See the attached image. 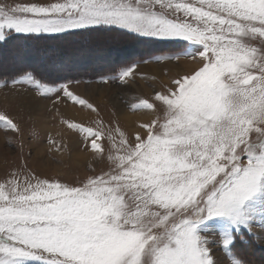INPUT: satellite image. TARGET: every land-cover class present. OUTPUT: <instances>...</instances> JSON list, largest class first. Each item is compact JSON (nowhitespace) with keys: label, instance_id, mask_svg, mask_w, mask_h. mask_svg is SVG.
<instances>
[{"label":"snow or ice","instance_id":"obj_1","mask_svg":"<svg viewBox=\"0 0 264 264\" xmlns=\"http://www.w3.org/2000/svg\"><path fill=\"white\" fill-rule=\"evenodd\" d=\"M117 30L167 42L171 54L154 59L176 62L167 83L126 102L148 117L135 132L118 120L105 123L96 104L70 89L73 81L28 69L0 80V87L19 85L95 113L90 122L62 117L61 124L103 165L72 181L49 177L39 162L6 171L0 264H220L213 245L227 264H252L243 250L264 251V0L0 5V44L13 33L65 40ZM181 59L190 61L187 70ZM49 64L56 69L54 56ZM135 67L101 82L127 86ZM0 131L8 144L24 135L6 109ZM47 145L51 159L65 164L67 143L49 134Z\"/></svg>","mask_w":264,"mask_h":264},{"label":"rangeland","instance_id":"obj_2","mask_svg":"<svg viewBox=\"0 0 264 264\" xmlns=\"http://www.w3.org/2000/svg\"><path fill=\"white\" fill-rule=\"evenodd\" d=\"M28 2H31V0H0V5L14 6L18 3ZM105 43L104 41L103 43L99 42L97 49L93 48V51L88 55L80 54L76 43L70 44L68 47L67 41V44L59 49L50 45V48H52L51 53L63 52L61 58L56 59V62L63 64V66L64 64L68 65L66 68L56 65L55 70L50 67L49 63L43 64V58L47 56L48 52L39 53L36 59L21 52H10L6 57L0 58V71L9 72L29 64L39 68L41 73L51 75L65 73L68 70L70 72L103 70L111 66L113 56H115L114 48ZM123 43L124 45L119 51L129 50L132 41L124 39ZM141 44L148 45L147 43ZM150 44L149 46L144 47V45H141L142 48L140 47L142 52H148L146 57L130 63L135 64L136 67L134 68V76L129 79L127 86L113 81H109L106 84L102 83L100 76L92 79L70 80L73 81V83L69 84L70 89L96 104L99 109V118H102L105 123L118 120L126 131H137L138 122L142 119L146 120L148 117L141 113L130 112L126 102L134 95H150L152 86L159 88L162 84L169 81L170 75H174L177 71L176 62L167 60L157 62L154 59L156 56L171 54V49L167 42L151 41ZM144 61L148 62L144 63ZM179 63L185 70L190 66V61L184 59H181ZM130 64L123 67H127ZM67 81L69 80H60L58 83ZM75 81H79V83H75ZM54 101L56 102L54 103ZM5 109L20 120L24 135L15 139L10 136L9 139H12V143L8 144L6 143L5 133L0 131V178L5 175L6 171L23 166L25 162L30 167H37V162H39V170L46 173L49 177L59 174L62 179L68 181H72L77 177L82 179L90 174L89 165L97 170L103 167L102 164L93 159L91 153L82 150L78 137L61 124L62 117L90 122L97 119L95 113L82 110L80 106L73 105L70 101L64 99L57 101L56 96H52L49 99L36 97L30 90L26 91L19 85L12 86L11 84L7 88L0 87V110ZM49 134L67 143L68 151L63 157L65 164L55 163L47 154V137ZM247 251V258L250 259L249 253H252L251 249H247ZM213 252L220 264H227L225 254L219 247L213 245ZM261 253L264 254V251H261ZM255 255H253L252 264L264 263V255L262 257Z\"/></svg>","mask_w":264,"mask_h":264},{"label":"trees","instance_id":"obj_3","mask_svg":"<svg viewBox=\"0 0 264 264\" xmlns=\"http://www.w3.org/2000/svg\"><path fill=\"white\" fill-rule=\"evenodd\" d=\"M111 37H114V38L111 39ZM124 39L132 41V45L130 46L129 50L119 51L121 47L124 45L123 43ZM74 40H77V41H74ZM67 41H68V44H67ZM103 41L106 42L105 44H108L110 47L114 48L113 50L115 51L114 53L115 56H113L111 66L109 68L99 70V71L81 70L79 72H70L68 70L65 73H56L54 75H51V74L41 73V70L39 68H36L29 64L26 66H22L20 68H15L9 72L0 71V80L7 79L15 75L18 71L22 69H28V70L34 71L38 76L42 75L45 80L56 81V82L60 80H66V79L68 80H76V79H82V78L92 79V78H96L100 76H105V75H109L113 73L114 71H116L117 69L123 66L130 64L131 62H134V61L140 60L141 58L146 57L148 52L145 53L141 51V48H142L141 45L142 46L144 45L141 43L148 44V45H144V47L151 45L150 44L151 41L133 38L131 34L126 33V32H121L119 30L114 31V32H97V33H93L85 37L77 36V37L67 38L65 40H51V39L30 40V39L24 38L23 36L19 34H12V36L9 38L7 43L0 44V58L6 57V55H8L10 52H15V53L21 52L22 54L31 55L36 59L39 53L48 52L47 56L43 58L44 59L43 64L45 65L49 63L50 56H54L56 59H60L61 55H63V52H59L55 54L51 53L52 48H50V45L53 46V48L59 49L61 46H65L66 44L69 47L70 44L76 43L79 49L78 52H80V54H83V55H88L93 51L92 50L93 48H96L99 45L98 44L99 42L103 43ZM149 48H146V49H149ZM124 53L126 55L125 58H124L125 56ZM56 65L58 67L63 66V64L59 62H56ZM67 66L64 64L63 67L66 68ZM247 249H251L252 253H249V257L251 261L254 257L253 255L255 254L260 257L264 255L263 253H261V250L259 248L246 247L243 250L246 257L248 255ZM257 264H264V263H257Z\"/></svg>","mask_w":264,"mask_h":264},{"label":"bare ground","instance_id":"obj_4","mask_svg":"<svg viewBox=\"0 0 264 264\" xmlns=\"http://www.w3.org/2000/svg\"><path fill=\"white\" fill-rule=\"evenodd\" d=\"M127 120L129 121V119L127 118Z\"/></svg>","mask_w":264,"mask_h":264}]
</instances>
